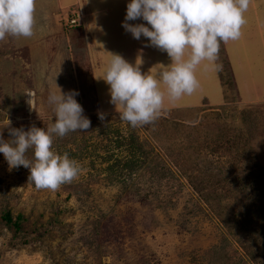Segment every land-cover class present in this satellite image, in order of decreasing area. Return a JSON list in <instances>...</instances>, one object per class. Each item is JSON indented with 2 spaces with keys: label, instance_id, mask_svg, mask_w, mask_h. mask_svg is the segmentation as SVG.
I'll list each match as a JSON object with an SVG mask.
<instances>
[{
  "label": "rangeland",
  "instance_id": "rangeland-1",
  "mask_svg": "<svg viewBox=\"0 0 264 264\" xmlns=\"http://www.w3.org/2000/svg\"><path fill=\"white\" fill-rule=\"evenodd\" d=\"M129 2L35 0L33 36L0 40V137L32 126L47 131L55 122L48 97L60 90L78 92L91 121L86 131L53 136L51 150L81 167L55 191L37 189L29 169L10 170L0 153V211L24 218L17 238L0 221V264H255L183 171L204 180L202 192L216 203L264 219V195L257 206L238 200L240 189L253 188L249 175L264 174V0H250L239 39L221 42L220 70L202 61L199 88L174 102L165 95L159 117L137 127L110 103L103 78L111 54L154 77L172 61L122 27ZM237 221L238 234L247 226Z\"/></svg>",
  "mask_w": 264,
  "mask_h": 264
},
{
  "label": "clouds",
  "instance_id": "clouds-1",
  "mask_svg": "<svg viewBox=\"0 0 264 264\" xmlns=\"http://www.w3.org/2000/svg\"><path fill=\"white\" fill-rule=\"evenodd\" d=\"M250 0H130L126 6L122 27L134 39L147 38L151 46L166 52L172 63L157 76L142 74L139 67L129 64L120 55L111 54L103 80L109 86L110 103L121 109L120 119L132 127L153 123L164 106L165 95L176 101L192 95L199 88L195 70L202 61L215 64L221 42L237 40L246 23L244 13ZM142 19L145 24L128 21ZM35 27V0H0V40L6 36L30 38ZM165 86L162 91L160 85ZM32 99L28 103L32 106ZM76 91L50 94L48 103L54 106L55 122L47 131L32 126L28 131L11 129L13 139L0 137V153L9 169L23 166L30 171L29 182L37 189L55 191L76 179L79 163L68 153L52 151L53 136L63 138L69 132L86 131L91 121L75 97ZM103 121L105 115L98 114ZM33 150V159L26 153Z\"/></svg>",
  "mask_w": 264,
  "mask_h": 264
},
{
  "label": "trees",
  "instance_id": "trees-1",
  "mask_svg": "<svg viewBox=\"0 0 264 264\" xmlns=\"http://www.w3.org/2000/svg\"><path fill=\"white\" fill-rule=\"evenodd\" d=\"M61 23L64 21L63 18L60 19ZM72 22V23H71ZM68 25H76V21H74L71 16L67 18ZM71 23V24H70ZM65 27V24H63ZM175 126L176 124H172ZM122 140V139H121ZM122 144L124 141H121ZM126 142V141H125ZM128 142V143H127ZM126 143L129 145L131 142L128 140ZM183 158V155H180ZM116 167L117 165H112V167ZM184 168L190 169L186 158ZM126 169V167H125ZM186 171H183L184 176L187 178L189 186L193 189L194 192L199 194L202 197V201L204 204L215 214V216L221 221L222 225L226 227V232L230 235L238 244L239 248L243 251V253L249 257V259L255 264H264V219L257 221L256 219H252L248 209L244 213L236 214L230 209H227L229 205H221L216 203L213 198L211 199V195L202 192L205 187H203L204 180H201L198 176H193L191 173L185 174ZM202 172V171H200ZM249 184L253 187L249 192H244L242 189H238L236 187V183H231L233 187L239 190L242 193V196L238 198L241 200L243 197L247 201L248 205L257 206L258 203H261L262 195H264V174L263 170H260L257 174L249 175ZM203 181V182H202ZM236 184V185H235ZM263 188V190L261 189ZM211 193V192H210ZM219 197V195H217ZM242 216V220H245V224L247 227H242V233H235L237 231L236 227L238 226L237 218ZM253 220V222H252ZM0 221L3 226L11 230L12 236L14 238L19 237L20 235V224L24 221V218L21 214H17L12 216L10 212L3 207L0 211ZM30 232H35V230H31ZM36 236H39L37 234Z\"/></svg>",
  "mask_w": 264,
  "mask_h": 264
},
{
  "label": "bare ground",
  "instance_id": "bare-ground-1",
  "mask_svg": "<svg viewBox=\"0 0 264 264\" xmlns=\"http://www.w3.org/2000/svg\"><path fill=\"white\" fill-rule=\"evenodd\" d=\"M30 99H31V97L28 99V101H29ZM31 107H32V106L29 104V109H31Z\"/></svg>",
  "mask_w": 264,
  "mask_h": 264
}]
</instances>
